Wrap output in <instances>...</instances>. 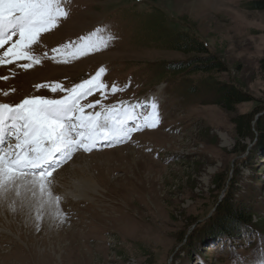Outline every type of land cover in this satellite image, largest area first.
Wrapping results in <instances>:
<instances>
[{
    "label": "rangeland",
    "instance_id": "1",
    "mask_svg": "<svg viewBox=\"0 0 264 264\" xmlns=\"http://www.w3.org/2000/svg\"><path fill=\"white\" fill-rule=\"evenodd\" d=\"M63 7L67 18L32 46L39 64H0V104L60 98L65 93L36 86L59 83L67 89L104 68L102 81L119 91L105 89L106 98L96 91L82 104L124 101L147 114L155 101L160 120L122 143L76 151L50 178L53 195L61 198L58 209L30 186L19 195H0V264H180V250L214 214L230 183L235 201H255L254 222L264 230V153L249 161L258 134L242 140L233 122L251 113L253 125L264 118V0H64ZM90 34L97 50L73 57L65 49ZM181 35L204 44L225 72L162 76L169 64L196 61L170 46ZM211 82L237 86L250 101L227 112L207 97ZM118 149L123 152L111 154ZM82 169L99 176L101 188L81 190ZM248 185L255 195H247ZM244 240L239 252L248 261L255 238L246 234ZM215 255L213 261L208 256L209 264H232L229 246ZM259 256L264 264L262 248Z\"/></svg>",
    "mask_w": 264,
    "mask_h": 264
},
{
    "label": "snow or ice",
    "instance_id": "2",
    "mask_svg": "<svg viewBox=\"0 0 264 264\" xmlns=\"http://www.w3.org/2000/svg\"><path fill=\"white\" fill-rule=\"evenodd\" d=\"M63 3L64 0H0V64L31 61L19 65L24 69L39 64L40 60L32 55V46L39 42L42 33L56 28L61 18H67ZM64 47L72 49L71 55L76 57L97 50L99 44L90 34L77 45ZM52 51L60 53L61 49ZM105 71L100 68L95 76L67 89L59 83L36 86L65 93L60 98L33 96L16 105L0 104V195L11 191L19 195L20 188L30 186L33 190L38 188L47 202L58 209L61 198L53 195L50 178L76 151L91 152L122 143L133 132L158 125L160 116L155 101L148 105L147 114L137 112L136 104L124 101L109 107L100 100L81 103L96 91L104 98L105 89L112 94L119 91L116 84L109 88L102 81ZM98 104L101 110L95 111ZM86 108L94 111L86 112ZM57 215L63 222L64 214L58 210Z\"/></svg>",
    "mask_w": 264,
    "mask_h": 264
},
{
    "label": "trees",
    "instance_id": "3",
    "mask_svg": "<svg viewBox=\"0 0 264 264\" xmlns=\"http://www.w3.org/2000/svg\"><path fill=\"white\" fill-rule=\"evenodd\" d=\"M249 6L252 9H259V6L255 3ZM170 46L176 52L184 55H194L196 61L193 64H169L165 66L166 69L162 72V76H173L177 73L191 74L203 72L210 74L225 72L221 59L210 55L204 44L187 35L179 36L171 42ZM260 65L264 75V59L260 62ZM162 76H159V78ZM205 88L206 95L210 97L213 104L230 113L236 112L238 105L250 101L247 96L238 90L237 86L211 82ZM255 120V114L251 113L237 117L233 121L236 124V131L242 140L247 138L253 139L254 132L258 134L257 142L254 144L252 151L248 153L249 161L251 158L254 159V155L264 153V118L257 120L254 124L256 126L253 125ZM222 180V178L219 179L217 182L218 186L222 184ZM223 186L224 184H222L221 188ZM233 187L234 185L231 183L228 185L227 193H225L224 199L214 214L207 221L203 222L201 227L196 229V235L190 236L185 242V247L180 250L177 258L180 264H193L195 262L209 264L210 257L208 256L210 255L213 261L216 258L215 254L224 250L227 246L232 251V255H230L232 264H257V261H260L259 251L261 248L264 250V230H260V224L254 222L255 201L253 202V206L248 202L251 198L247 199V196L240 199V201H235L233 198L234 192H232L234 191ZM247 192L248 196L255 195L253 188L249 185ZM246 234L255 238V241L252 242L251 240L252 245H255L253 256L248 261L241 258L239 252L240 247L243 246V242L245 241ZM204 252H209V254L207 255ZM218 264H222V261H219Z\"/></svg>",
    "mask_w": 264,
    "mask_h": 264
},
{
    "label": "bare ground",
    "instance_id": "4",
    "mask_svg": "<svg viewBox=\"0 0 264 264\" xmlns=\"http://www.w3.org/2000/svg\"><path fill=\"white\" fill-rule=\"evenodd\" d=\"M120 151H122V150H120V149H118V151L116 150V151H114V152H112L111 154H114V153H116V152H120ZM123 152V151H122ZM136 152L133 150L132 151V155L134 154L135 156H136V154H135ZM108 155V154H107ZM124 155V154H123ZM126 156V155H125ZM128 156H130L129 154H128ZM103 157H105L104 155H103ZM81 159V158H80ZM97 165V164H96ZM81 166H79V170H80V172H82L81 171V168H80ZM104 167V166H103ZM105 169V168H104ZM83 170V169H82ZM88 170V169H87ZM78 172V171H77ZM78 174V173H77ZM108 180V179H107ZM79 184L83 187L81 190H83V189H86V190H89V191H95V190H98V188L100 187L101 188V181H100V178H99V176H97V175H95V177H94V175L92 176V172L90 171V172H88V171H86V170H83V173H82V176H80V180H79ZM105 191L107 192V193H110L109 191H108V189H105ZM26 204L28 203V208L30 207V203L29 202H25ZM34 206V205H33ZM39 208H40V206H39ZM30 209V208H29ZM33 210V209H32ZM36 213V212H35ZM115 222V221H114ZM116 222H117V220H116Z\"/></svg>",
    "mask_w": 264,
    "mask_h": 264
}]
</instances>
